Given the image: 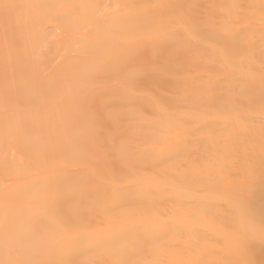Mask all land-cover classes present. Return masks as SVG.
<instances>
[{
    "label": "bare ground",
    "instance_id": "6f19581e",
    "mask_svg": "<svg viewBox=\"0 0 264 264\" xmlns=\"http://www.w3.org/2000/svg\"><path fill=\"white\" fill-rule=\"evenodd\" d=\"M117 2L0 0V264H264V0Z\"/></svg>",
    "mask_w": 264,
    "mask_h": 264
},
{
    "label": "rangeland",
    "instance_id": "374dc122",
    "mask_svg": "<svg viewBox=\"0 0 264 264\" xmlns=\"http://www.w3.org/2000/svg\"><path fill=\"white\" fill-rule=\"evenodd\" d=\"M107 2H110V5L109 6H107V8H108V11H116L118 8H119V3L117 2V0H107ZM257 19V18H256ZM253 20V19H252ZM238 21H242V19L241 20H238ZM255 21V20H254ZM48 27H49V25H48ZM261 42L262 43H264V39H262L261 40ZM77 47H78V45L77 44H73V45H71L70 46V53H74L75 52V50L77 49ZM252 69V70H251ZM253 70H255L253 67L252 68H250V69H248V72H251V71H253ZM263 75H264V70H263ZM238 76V73L236 72L235 74H234V77L236 78ZM217 90V89H216ZM220 92V90L218 89L217 90V93H219ZM208 171H210L209 169H205V172H208ZM257 202H258V200H257ZM261 203V205H262V207H264L263 205H264V202L263 201H261L260 202ZM262 220L264 221V216H262ZM132 242V239L131 238H129L127 241H124V244L125 245H129L130 243Z\"/></svg>",
    "mask_w": 264,
    "mask_h": 264
}]
</instances>
